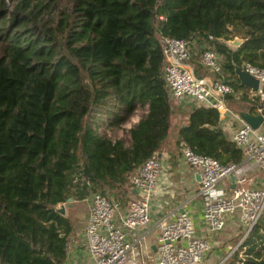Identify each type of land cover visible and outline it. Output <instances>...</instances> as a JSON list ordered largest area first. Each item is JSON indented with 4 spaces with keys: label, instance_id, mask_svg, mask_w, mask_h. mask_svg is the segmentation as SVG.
<instances>
[{
    "label": "trees",
    "instance_id": "16d2710c",
    "mask_svg": "<svg viewBox=\"0 0 264 264\" xmlns=\"http://www.w3.org/2000/svg\"><path fill=\"white\" fill-rule=\"evenodd\" d=\"M160 36L193 39L195 75L231 85L229 107L261 109L264 133V100L235 75L243 63L264 68V0H0V264H63L72 227L55 207L127 186L157 156L173 116ZM234 38L243 42L231 48ZM204 48L219 73L200 64ZM140 108L128 141L93 126L105 114L117 129ZM177 138L222 164L243 159L207 105L191 108ZM241 236L221 264H264V211Z\"/></svg>",
    "mask_w": 264,
    "mask_h": 264
},
{
    "label": "built area",
    "instance_id": "2783aa9c",
    "mask_svg": "<svg viewBox=\"0 0 264 264\" xmlns=\"http://www.w3.org/2000/svg\"><path fill=\"white\" fill-rule=\"evenodd\" d=\"M159 42L163 52V76L172 99H188L210 106L217 110L219 118L233 113L226 103V97L234 94L233 87L208 76L198 78L188 63L196 44L193 39L160 36ZM199 62L210 73L221 71L219 55L213 49L204 48ZM240 67L258 80L257 92L251 93L264 100V68L250 63H243ZM231 140L242 150L243 159L253 160L254 166L264 172L263 132L243 121L232 134ZM181 156L187 165L199 171L197 196L201 200L207 232H221L228 217L237 213L242 234L240 243L263 214L264 188L250 186L247 169L242 162L222 164L211 156L197 154L188 146L182 145ZM160 170L161 162L157 156L150 157L137 168L131 177L136 197L129 202L120 226L113 222L118 202L105 193H91L86 242L87 251L95 264H136L129 257L132 246L126 240L127 233L138 226H146L151 221L150 202ZM230 175L234 177L233 183L231 182L233 187L225 190L221 183L229 181ZM74 181L90 185L88 177L82 174L75 176ZM158 228V264H201L211 249L208 237L197 234L185 205L173 212V219L159 221ZM235 248L236 246L230 249L217 264H221Z\"/></svg>",
    "mask_w": 264,
    "mask_h": 264
},
{
    "label": "crops",
    "instance_id": "0c3cea01",
    "mask_svg": "<svg viewBox=\"0 0 264 264\" xmlns=\"http://www.w3.org/2000/svg\"><path fill=\"white\" fill-rule=\"evenodd\" d=\"M172 103L173 116L171 118V129L177 135V127L183 122L185 123L188 113L196 105V102L188 99H173ZM230 108L233 113H228L223 118H219V127L231 139L232 134L243 122L239 113L250 111L246 106ZM250 113L253 115L258 114L259 109L256 110V113ZM140 117L136 116L134 119H131V123L128 126H125L127 133L139 121ZM259 131L263 132V129L260 128ZM127 138L129 139V134ZM177 139L173 135L171 140H165L157 154L161 162V170L150 202L151 221L148 225L138 226L127 233L126 240L132 246L129 251V257L136 264H158V223L161 220L173 219V212L182 205L186 206L197 234L207 236L211 243V249L206 253L201 264L219 263L230 249L233 248L231 243L241 230L238 214L236 213L228 217L226 226L221 232L217 234H209L207 232L202 215L201 200L197 196L199 171L184 162L181 156V145H178ZM241 162L244 168L247 169L246 175L250 179V186L264 188V172L254 166L253 160L242 159ZM221 186L225 190H228L231 187V182L224 181L221 183ZM105 194L118 202V208L113 214V222L117 226H120L122 219L127 213L129 202L136 197V191L133 188L131 178L129 185L107 189ZM64 205L65 214L62 216L69 219L72 228L67 236L66 258L63 264H95L94 259L87 251L86 242V225L91 206V193L83 200L73 199V201L66 202Z\"/></svg>",
    "mask_w": 264,
    "mask_h": 264
},
{
    "label": "water",
    "instance_id": "95a60500",
    "mask_svg": "<svg viewBox=\"0 0 264 264\" xmlns=\"http://www.w3.org/2000/svg\"><path fill=\"white\" fill-rule=\"evenodd\" d=\"M243 42L240 38H234L232 40L227 41V44L229 47L236 48ZM235 75L237 76V79L241 85L248 88L251 92L255 93L258 90L259 82L257 79H255L252 75L247 73L246 71L242 70L240 66L235 67ZM242 120L249 124L253 129H259L262 122H263V116L258 114H251L250 112L242 111L239 113ZM183 147L186 146L184 142L181 144ZM228 180L233 183L234 177L232 175L228 176ZM233 187V184L231 185ZM73 201V198H69L68 202ZM55 210L61 214H65V205L64 203H60L55 207Z\"/></svg>",
    "mask_w": 264,
    "mask_h": 264
},
{
    "label": "rangeland",
    "instance_id": "374dc122",
    "mask_svg": "<svg viewBox=\"0 0 264 264\" xmlns=\"http://www.w3.org/2000/svg\"><path fill=\"white\" fill-rule=\"evenodd\" d=\"M16 1L17 0H9V4L11 5V8H13V5L16 3ZM145 110H146L145 108L138 109L134 113V115L130 117L129 120H127L121 127L117 129H111L106 126L105 114H102L101 117H97L96 122L93 124V126L96 128L97 132H99L101 135L108 136L111 139L121 138V139L127 140L128 133H127V129L125 128V126L126 125L128 126V124L131 123V119H134L136 116H142ZM173 135L177 137L176 132L171 129L168 136L165 138V140H168V139L171 140V137H173ZM240 233H241V230L238 234L240 235ZM237 237L238 235L234 238V241L231 243L232 247H235Z\"/></svg>",
    "mask_w": 264,
    "mask_h": 264
}]
</instances>
